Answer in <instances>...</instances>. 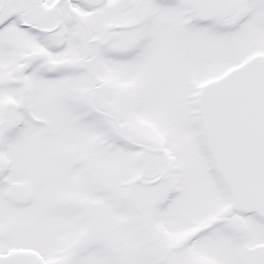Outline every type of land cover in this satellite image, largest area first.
<instances>
[{
  "label": "snow or ice",
  "instance_id": "1",
  "mask_svg": "<svg viewBox=\"0 0 264 264\" xmlns=\"http://www.w3.org/2000/svg\"><path fill=\"white\" fill-rule=\"evenodd\" d=\"M0 264H264V0H0Z\"/></svg>",
  "mask_w": 264,
  "mask_h": 264
}]
</instances>
